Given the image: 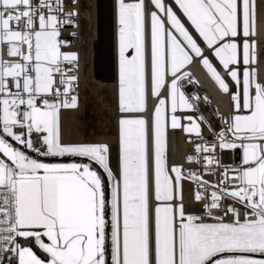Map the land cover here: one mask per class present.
<instances>
[{"label": "snow or ice", "instance_id": "obj_1", "mask_svg": "<svg viewBox=\"0 0 264 264\" xmlns=\"http://www.w3.org/2000/svg\"><path fill=\"white\" fill-rule=\"evenodd\" d=\"M113 10L115 168L62 133L79 0H0V264H264V0ZM194 69L227 112L205 114Z\"/></svg>", "mask_w": 264, "mask_h": 264}, {"label": "bare ground", "instance_id": "obj_2", "mask_svg": "<svg viewBox=\"0 0 264 264\" xmlns=\"http://www.w3.org/2000/svg\"><path fill=\"white\" fill-rule=\"evenodd\" d=\"M88 0H79L80 36L76 40L81 54L79 108L65 111L62 116V133L67 142H107L113 147L112 165L116 166L117 138V80H116V28L113 0H89L94 7L83 6ZM89 24V34L82 33V20ZM86 23V24H87ZM91 49V50H90ZM90 50V51H89ZM95 63V64H94ZM97 66L99 86L89 88L90 66ZM201 77L205 75L194 69ZM98 112L95 124L89 123L90 113Z\"/></svg>", "mask_w": 264, "mask_h": 264}, {"label": "built area", "instance_id": "obj_3", "mask_svg": "<svg viewBox=\"0 0 264 264\" xmlns=\"http://www.w3.org/2000/svg\"><path fill=\"white\" fill-rule=\"evenodd\" d=\"M70 32H71V30L69 29L68 31H65L63 33V35L66 38L72 40ZM76 40L77 39L72 40V42H73V44L76 45V48H77L78 44H77ZM195 75L200 80L199 91L202 94H207L212 99L211 105H209L207 107L202 106L205 114L212 115V109H214V108H218L221 112H227V110H228L227 109V101L224 99H221L219 97V95L217 94L215 87L213 86L212 82L206 76L201 77V79H200L197 74H195ZM191 87L192 86H190V90H191ZM79 92H80V89H79ZM211 122L213 124L216 123L215 119H212ZM190 148H191V145L185 143L183 140V137L181 136L179 138L178 144L176 146V149L178 150L179 155L182 157L186 152L189 151Z\"/></svg>", "mask_w": 264, "mask_h": 264}, {"label": "rangeland", "instance_id": "obj_4", "mask_svg": "<svg viewBox=\"0 0 264 264\" xmlns=\"http://www.w3.org/2000/svg\"><path fill=\"white\" fill-rule=\"evenodd\" d=\"M86 2V1H85ZM83 6H85V8L87 7H94L93 3L91 1H87ZM95 8V7H94ZM86 20L83 19L82 20V33L84 36H87L89 34V29H88V23L86 24ZM91 50V49H90ZM89 50V51H90ZM95 64V63H94ZM101 70L97 67V66H90V70H89V74H88V82H89V88L90 89H96L98 88L99 86V83H98V75H99V72ZM96 111V108L94 107V112L92 111L90 113V116L89 117V123L91 124H95L96 123V120L98 118V112H95ZM113 158V157H112Z\"/></svg>", "mask_w": 264, "mask_h": 264}, {"label": "water", "instance_id": "obj_5", "mask_svg": "<svg viewBox=\"0 0 264 264\" xmlns=\"http://www.w3.org/2000/svg\"><path fill=\"white\" fill-rule=\"evenodd\" d=\"M116 113H117V108H116ZM116 121H117V119H116Z\"/></svg>", "mask_w": 264, "mask_h": 264}]
</instances>
